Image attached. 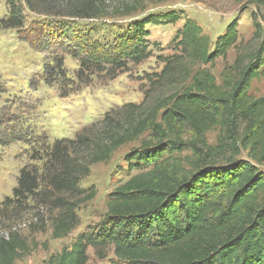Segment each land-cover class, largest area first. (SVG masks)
I'll list each match as a JSON object with an SVG mask.
<instances>
[{"label":"trees","instance_id":"trees-1","mask_svg":"<svg viewBox=\"0 0 264 264\" xmlns=\"http://www.w3.org/2000/svg\"><path fill=\"white\" fill-rule=\"evenodd\" d=\"M22 1L36 16L79 20L100 17L104 2ZM246 1L254 6L249 41L239 42L237 17L214 43L196 21L184 19L175 53L160 57L163 68L148 78L139 104L110 111L72 140L55 141L33 159L42 162L39 168L20 170L13 199L40 202L53 214L51 235L59 239L79 226L78 207L95 197L93 187H79L89 167L139 141L124 161L129 171L142 170L109 194L106 213L94 229L80 233L47 264H88L89 249L99 260L111 252L120 264H264V172L258 169L264 167V96L248 94L253 80L264 79V0ZM7 5L0 29L21 30V9L13 0ZM166 16L170 23L180 20ZM159 22L157 16L136 22L111 47L74 34L81 50L73 54L79 63L77 83L87 84L88 72L103 65L114 72L125 62L150 57L147 27ZM70 32L62 27L59 38L70 40ZM31 39L21 40L32 45ZM230 49H236L235 59L223 67L217 84L207 68L199 67L226 59ZM65 78L63 58L53 57L44 83L56 85L64 98L79 87L67 89ZM159 92L165 95L152 104ZM214 128L219 132L209 145L206 134ZM30 252L18 232L0 235V264H15Z\"/></svg>","mask_w":264,"mask_h":264},{"label":"rangeland","instance_id":"rangeland-1","mask_svg":"<svg viewBox=\"0 0 264 264\" xmlns=\"http://www.w3.org/2000/svg\"><path fill=\"white\" fill-rule=\"evenodd\" d=\"M7 1L0 0V20L7 17ZM13 1L21 9L25 24L19 31L0 29V235L15 231L27 240L31 252L15 264H47L52 255L69 248L80 233L94 229L106 213L109 194L142 170L129 171L124 161L128 152L138 148L139 141L124 144L107 161L89 167V174L79 181V187L84 190L93 187L95 197L78 207L79 226L59 239L51 235L53 214L40 202L17 203L13 199L20 170L25 166L39 168L42 162L35 160L55 141L72 140L110 111L128 103L139 104L148 89V78L163 68L160 57L175 53L184 19L196 21L214 43L237 17L239 42L244 44L253 35L254 6L246 0H104L100 17L79 20L36 16L22 0ZM171 13L180 20L176 23L166 20ZM154 16L160 22L147 27L150 57L138 64L125 62L124 67L114 72L103 65L100 70L88 72L92 74H88L87 84L77 83L75 73L79 63L73 54L79 55L81 50L75 46L79 40H74V34L111 47L136 22ZM62 27L71 31L70 40L59 38ZM24 37H31L33 44L21 40ZM56 56L64 60L66 88L79 86L64 98L59 97L56 85L48 86L43 80L45 66ZM235 56L236 49H230L226 59L218 58L212 66L199 68H207L220 84L223 67L232 64ZM248 94L253 98L264 96V79L253 80ZM164 95L165 92L156 93L151 103ZM218 132L214 128L206 134L209 145L215 144ZM182 156H189V152ZM240 159H245V154ZM258 169L264 172V167ZM88 256V264H120L111 252L99 260L89 249Z\"/></svg>","mask_w":264,"mask_h":264}]
</instances>
